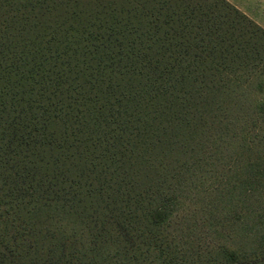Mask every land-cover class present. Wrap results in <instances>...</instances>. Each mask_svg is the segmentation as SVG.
<instances>
[{
  "label": "trees",
  "instance_id": "trees-1",
  "mask_svg": "<svg viewBox=\"0 0 264 264\" xmlns=\"http://www.w3.org/2000/svg\"><path fill=\"white\" fill-rule=\"evenodd\" d=\"M0 264H264V28L0 0Z\"/></svg>",
  "mask_w": 264,
  "mask_h": 264
},
{
  "label": "rangeland",
  "instance_id": "rangeland-1",
  "mask_svg": "<svg viewBox=\"0 0 264 264\" xmlns=\"http://www.w3.org/2000/svg\"><path fill=\"white\" fill-rule=\"evenodd\" d=\"M264 24V0H235Z\"/></svg>",
  "mask_w": 264,
  "mask_h": 264
},
{
  "label": "crops",
  "instance_id": "crops-1",
  "mask_svg": "<svg viewBox=\"0 0 264 264\" xmlns=\"http://www.w3.org/2000/svg\"><path fill=\"white\" fill-rule=\"evenodd\" d=\"M228 1L231 2L232 4H234L242 12H244L245 14H247L250 18H252L253 20H255L259 25H261L264 28V24L260 20H258L253 14H251L247 10H245L240 4H238L237 2H235V0H228Z\"/></svg>",
  "mask_w": 264,
  "mask_h": 264
}]
</instances>
